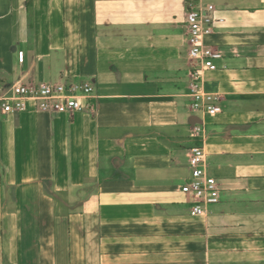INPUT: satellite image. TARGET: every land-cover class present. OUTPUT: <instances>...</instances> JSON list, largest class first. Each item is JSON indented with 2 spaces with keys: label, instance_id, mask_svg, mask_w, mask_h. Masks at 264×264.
<instances>
[{
  "label": "crops",
  "instance_id": "0c3cea01",
  "mask_svg": "<svg viewBox=\"0 0 264 264\" xmlns=\"http://www.w3.org/2000/svg\"><path fill=\"white\" fill-rule=\"evenodd\" d=\"M189 1L0 0V85L95 93L0 112V264H264V0H211L215 114L191 107ZM193 145L220 186L201 217L180 190Z\"/></svg>",
  "mask_w": 264,
  "mask_h": 264
},
{
  "label": "built area",
  "instance_id": "2783aa9c",
  "mask_svg": "<svg viewBox=\"0 0 264 264\" xmlns=\"http://www.w3.org/2000/svg\"><path fill=\"white\" fill-rule=\"evenodd\" d=\"M215 6L211 0H190L186 9V36L189 45L188 55L192 63L189 75V96L191 107L200 112L215 114L221 111L217 104L218 96L206 92L202 86L204 71L214 70L218 66L216 59L222 52L205 46L203 39L213 33V24L223 18L214 16ZM94 87L89 82L74 83H16L6 90L0 85V112L20 111L33 103L44 112H79L93 108ZM204 124L194 122L191 133L199 137ZM189 175L180 186L181 192L191 199L189 215L201 217L208 206L220 199L218 179L207 170V152L203 145H193L188 153Z\"/></svg>",
  "mask_w": 264,
  "mask_h": 264
}]
</instances>
